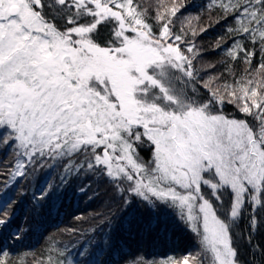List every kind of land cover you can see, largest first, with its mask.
Masks as SVG:
<instances>
[{
    "label": "snow or ice",
    "instance_id": "1",
    "mask_svg": "<svg viewBox=\"0 0 264 264\" xmlns=\"http://www.w3.org/2000/svg\"><path fill=\"white\" fill-rule=\"evenodd\" d=\"M188 7L0 0V144L16 152L11 175L61 164V185L34 196L37 214L73 173L102 177L119 198L106 237L69 264H245L240 241L264 256V0L215 3L228 37L213 46L218 63H202L195 38L208 27ZM10 187L0 189V264H65L58 248L15 254L25 229L13 227ZM177 229L198 251L140 255L145 242L181 243Z\"/></svg>",
    "mask_w": 264,
    "mask_h": 264
},
{
    "label": "trees",
    "instance_id": "2",
    "mask_svg": "<svg viewBox=\"0 0 264 264\" xmlns=\"http://www.w3.org/2000/svg\"><path fill=\"white\" fill-rule=\"evenodd\" d=\"M189 5L186 16L199 17V26L208 27L201 36L195 38L198 47L204 51L203 64L209 62L218 63L224 53L214 50L219 37L228 39L225 28L226 24L221 21L218 12L214 11L218 0H187ZM231 24V21L228 22ZM224 43V41H221ZM17 160L13 148H7L0 144V189L5 183L11 187L6 191V198H13L14 202L9 206V212H15L13 227H23L22 239L14 244V252L17 256H27L32 259L33 255L40 258L42 253H48L50 248H58L66 255L65 264L81 259L77 254L82 248L92 250V246L106 237L104 216L111 212L119 216L118 196L111 185L102 177L77 178L75 174L68 176L67 187L62 195L44 202L45 206L36 212L37 201L34 196L39 194L46 185H61V177L65 175L61 164L50 162L55 166L37 167L28 166V174L18 177L11 182V173ZM90 188L84 193H78L81 186ZM246 229L247 225H243ZM95 229V231H93ZM180 233L179 244H149L143 243L140 255L150 257L153 260H161L166 256H181L185 251L196 252L199 249V241L194 234L187 229H177ZM239 235V230L237 231ZM258 243L264 244V240L257 239ZM242 259L245 264H264V256L259 249L249 250L248 246L240 241ZM133 245V249H135ZM127 251V249H126ZM118 258V257H117Z\"/></svg>",
    "mask_w": 264,
    "mask_h": 264
},
{
    "label": "rangeland",
    "instance_id": "3",
    "mask_svg": "<svg viewBox=\"0 0 264 264\" xmlns=\"http://www.w3.org/2000/svg\"><path fill=\"white\" fill-rule=\"evenodd\" d=\"M13 171H14V170H13ZM17 178H18V177H15V178H14L13 176H11V181H10V183H11V182H14ZM5 198H6V197H5Z\"/></svg>",
    "mask_w": 264,
    "mask_h": 264
}]
</instances>
